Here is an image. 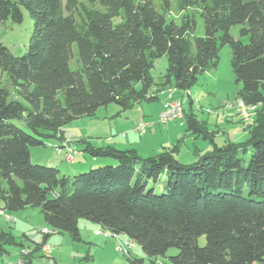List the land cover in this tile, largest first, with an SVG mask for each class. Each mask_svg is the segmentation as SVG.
<instances>
[{
    "label": "trees",
    "instance_id": "16d2710c",
    "mask_svg": "<svg viewBox=\"0 0 264 264\" xmlns=\"http://www.w3.org/2000/svg\"><path fill=\"white\" fill-rule=\"evenodd\" d=\"M176 4L184 14L180 23L168 19L171 0H0V22L21 24L27 12L34 23L23 56L0 44L3 210L38 209L49 229L76 243L82 242L79 221L87 220L125 236L154 264H264V107L247 129L248 140L224 146L186 112L187 132L213 145L191 164L176 157L183 139L148 158L134 149L87 145L90 156L116 165L73 177L33 162L31 148L59 138L72 122L112 104L128 111L155 100L152 70L164 56L168 68L160 91L174 83L184 93L218 68L220 50L229 46L244 106H264V0ZM191 8L203 19V37L196 36ZM236 26L238 39L231 34ZM4 77L20 101L10 99ZM7 239L2 233L1 256ZM172 248L178 253L160 263ZM129 262L145 264L133 257Z\"/></svg>",
    "mask_w": 264,
    "mask_h": 264
},
{
    "label": "rangeland",
    "instance_id": "374dc122",
    "mask_svg": "<svg viewBox=\"0 0 264 264\" xmlns=\"http://www.w3.org/2000/svg\"><path fill=\"white\" fill-rule=\"evenodd\" d=\"M171 3H172V8L168 15V19L174 20L175 22L180 23L181 18L183 17L184 14L179 12L177 8L176 0H171ZM155 4L157 8H160L161 3L159 1H156ZM188 14L197 19L198 26L196 30V36L203 37L205 35V28H204L203 19L200 17L199 12L196 9L191 8L188 11ZM118 22H120L119 19L116 20V23ZM33 27H34L33 20L30 18L27 12H24V19L21 24H13L11 21L0 22V44L6 46L14 56H17V57L23 56L26 53L27 48L29 46L30 38L33 33ZM231 34L234 38L238 39L240 37V26L233 27L231 30ZM231 59H232L231 48L229 46H224L220 50V53H219L218 68L212 69L208 73L200 77L197 85L191 89L194 95L199 90H203L204 92L203 94L204 96L202 97V99H197L199 103L195 104V106L196 105L197 106L196 108H194V112H195L197 119L201 123L206 124L209 133L214 134L213 138L215 140V143L218 146H223L224 144L223 141L227 139L228 137H230L233 140L235 131L239 130V128L234 126L232 123H227L225 120H223L224 118L223 112H220V110L218 109V106L222 102H225L228 99L227 96L229 97V99L231 100L233 104L235 103L237 105V103L239 104L241 102L239 94L242 90V85L237 84L236 82V78L233 73V69L231 65ZM156 65L158 66H157L155 75H159V76L160 74L165 75L167 72V68H168L167 56H164L161 59L157 60ZM76 67H77L76 62H73L72 68L75 69ZM2 83L5 84L9 88L10 99L20 101V98L17 96L15 89L12 88L8 84L7 81H5V77ZM188 93L190 94V91L183 93L186 99L189 98ZM207 93L213 94L214 98H208L209 94ZM173 96L174 98L175 97L178 98L180 97V94L175 88L169 87L163 93H160L158 102L159 103L161 102L163 105H165L168 99L173 98ZM177 102L181 103L183 106V109L185 107L186 112L189 113L190 111L189 102H185L184 105H183L182 100H177ZM232 103H231V109L233 108ZM166 107H167V104H166ZM263 107L264 106L261 105L259 109H262ZM246 108L243 105L242 107L243 113H245L244 110ZM138 112H139V108H135V110L130 113V110L124 111L119 106L112 104V105H109L108 107H103L99 109L96 116L94 117H84L77 121L72 122L71 124L65 126L63 128V131L65 132L66 137H69L71 139L75 137L83 138L82 139L83 141H86L89 145L91 144L94 147H97L99 145H103L105 147H108V146L114 147L115 144L119 145V143L121 144V141H124L123 138H121V136L125 135V133H122V132L127 131L131 127L130 123L134 121V118L135 119L137 118ZM184 114H185V111H184ZM217 114L221 115V121H219V123L216 122ZM160 115L158 116V121L155 122L157 125L158 124L160 125L159 123ZM248 115L251 116L250 113ZM120 116H122V118H120ZM249 116L246 118L244 117L243 119V124L246 129H248L255 121V120L253 121V118ZM182 121L184 122V119H182ZM144 122L147 125V127L149 125H152L150 123H147L146 121ZM184 130H186L187 132V125H186V128L184 126ZM57 135L58 136L61 135V138H62V132H59ZM148 135L145 136L143 141L148 140ZM243 137L244 138L241 139L243 141L241 142H245L246 140H248L247 135ZM181 139H183V142L181 146V154L179 156L180 159L178 158V155L176 157L183 164H191V163H187L188 161L186 158H187L188 153L190 155V152L192 153L193 151H195L196 148H201V146L205 143L211 144L210 141L205 142L202 136L197 137L188 132L186 133V136L182 137ZM82 140H76V141H78V143H81ZM67 142L72 143L74 141L70 139H68L67 141H64L62 143V148L64 144ZM136 142H140L139 137L137 138ZM45 143H46V146L31 148V154L33 155V162L39 165H43V166H51V167L58 166V168L61 170L63 174H67L68 173L67 170L69 169V167L70 168L72 167L71 164L69 163L71 161L68 162V154L66 153L65 149H62V152H63L62 154L58 153L57 147L59 146V140L51 138V139L45 140ZM124 145H125V148H124L125 150H131L130 148L127 149L128 147H126L127 146L126 144ZM59 149L61 148L59 147ZM249 157H250V154L245 156V160L248 161ZM87 158L89 161L93 159V157L90 155ZM143 158H146V157H143ZM100 161H102V163L99 162L101 164L95 165L92 169H97L102 166H106L108 164L105 162L106 161L105 158ZM113 165H116V163L114 162ZM90 170L91 169L87 170L86 172H89ZM14 214L15 213H13L12 215L18 218L16 214L15 215ZM83 223H87V225H95V224L87 220L79 221V229L81 230L80 233H82V236L86 238L85 239L86 242L93 243V241H91L89 237L93 235L94 233V235L96 236H101L103 238L107 237V238L115 240L117 242V247H121L122 245L123 247L127 248L128 240L126 239L125 236L123 235L105 236L104 229L101 227L99 228V226L97 225H95L98 227L97 231L92 233L91 230L86 229L85 227L82 226ZM23 229L24 228L20 226L19 223H16V224L14 222L10 224L6 223L4 220V216L0 213V236L3 233L5 237L8 238L7 243H4V248H6L8 252L12 250L16 251L18 249V246L16 245V243H18V241L23 237L24 235ZM53 233H54L53 231L52 233H50L52 234L51 238H57V241L55 243L53 242L49 243L51 247H53L54 249L53 254L38 257L37 258L38 264H54V260H57L60 262V257H59V254H57V252L58 253L62 252L63 254L62 260L64 264H87L86 257H89V260H90L89 264H130L129 257L131 255L133 258H137V259L144 258L145 264H153L147 258L144 252H142L143 254H139L140 253L139 247H137L134 250L132 249L129 257L121 254L120 248H117V247L115 251H108V252L100 251L97 248H92L91 252L88 253L89 247L87 245L73 242L68 234H59V233L53 234ZM62 236H65L66 240H63ZM9 238L11 240H9ZM205 243H206V238L200 237L199 238L200 246H204ZM96 249L98 251H96ZM177 253H178V250L176 248H172L168 251V253L166 254V257H161L159 260L162 262H166L168 261L169 257L175 256ZM25 254H27V250L22 251V255H25ZM8 259H11L12 261L16 260L14 257H11ZM3 262L4 261H2V257L0 255V264H4Z\"/></svg>",
    "mask_w": 264,
    "mask_h": 264
},
{
    "label": "crops",
    "instance_id": "0c3cea01",
    "mask_svg": "<svg viewBox=\"0 0 264 264\" xmlns=\"http://www.w3.org/2000/svg\"><path fill=\"white\" fill-rule=\"evenodd\" d=\"M157 66L158 65H156V63H155V67L152 70V76L155 79V85L153 86V88L150 91V94L156 95L157 98L153 101H142V102L136 103L133 106V108L130 109V113H131L135 110V108H139L137 118L136 119L134 118V121H132L130 123L131 127L127 131L122 132V133H125V135L121 136V138H123V140H124V141H121L122 145L120 143H119V145L118 144L114 145V148H116L118 150H125L124 144H126L127 145L126 147H128L127 149H129V148L134 149L139 153V155L141 157H146V158L157 156V155L161 154L163 151H165L166 149L173 147L176 143H178L180 141V139L182 137L186 136V133H187L186 130H184V126L186 128V124L183 121H174V122L169 123L168 125H162V126H161V124L157 125L155 123L156 121H158V116L164 111L166 104L168 102L167 101L165 105H163L161 102L160 103L158 102L159 97H160V93H163L167 88L166 89L163 88L164 90L162 89L160 91L161 82H162V80L166 74L165 75L160 74V76L155 75L156 70H157ZM169 87L175 88L174 83ZM178 92L180 94V97H178V98L175 97V99L176 100H182L183 105L185 104V102H189V105H190V111L189 112H192L193 114H195L194 108H196V106H197V105L195 106V104L199 103L197 99H202V97L204 96L203 90L197 91L195 93V95L190 90V98H188V99H186V97L183 95V92H180V91H178ZM207 94H209L208 98H214L213 94H211V93H207ZM227 98L228 99L225 102H222L218 106V109L220 110V112H223V116H224L223 120H225L227 123H232L234 126L238 127L239 130L235 131L233 140L230 137L225 139L223 141L224 142L223 146L226 143H242L241 141H243V140H241V139H243L244 138L243 136H246V135L249 138V131L244 127L243 119H244V117L245 118L248 117L249 116L248 114L250 113L251 116H249V117H252L253 121H254L255 117H256V112L260 108V107L259 108H257V107L246 108L245 107L246 108L244 110L245 113H243L242 107L244 104H243L242 100H240L241 102L239 104L237 103V105H236L235 103L233 104L231 102V100L229 99L228 96H227ZM226 103H232L233 108L232 109H225L224 107H225ZM136 106H138V107H136ZM198 106H199V104H198ZM218 109H216V110H218ZM184 111L186 113L185 107H184ZM243 115H245V116H243ZM120 118H122V116H120ZM143 119H144V121H146L147 123H150L152 125L148 124L149 126L146 127L145 133L143 135L139 134L140 135L139 136L138 133L136 132V127L138 126V123ZM219 121H221V115L217 114V121L216 122L219 123ZM147 135H148V140L143 141L145 136H147ZM138 137L140 139V142H136ZM67 138L76 142V143H78V141H76V140H82L83 139V138H77V137L71 139L69 137H66L65 132L62 130V138H61V135L59 136V138H57L59 140V146L57 147L58 149H59V147L61 149H63L62 143L64 141H67L68 140ZM74 142H72V143L69 142L70 144L73 145L74 150H75V155H74L75 161H74V163L68 161L72 167L71 168L69 167V169L67 170L68 171L67 175H69L71 177L77 175L78 173L85 172L89 169H92L95 165L101 164L102 161H100V160L104 159V158H93L91 161H89L87 158L89 156V154L85 151V147L89 144L83 140L81 141V143H78V144H76ZM97 147H105V146L99 145ZM212 150H213V145H211L209 143L203 144L201 146V148H196L195 151H193L192 153L190 152V155L188 153L187 158H186L188 161L187 163H193L197 160V152L207 153V152H210ZM62 153H60V154H62ZM180 154H181V150L178 153V158H179ZM105 160H106L105 162L108 163L107 165L114 164L113 160H110V159H105ZM99 162H101V163H99ZM2 207L4 208V203L1 201L0 213L4 216V220L6 223H9V224L13 223V222L15 224L19 223V225L24 228L23 229L24 235L18 241V244H17L18 249L16 251L12 250V251L8 252L6 250V248H4L6 250V254L1 256L2 261H4L3 262L4 264H38V261H37L38 257L53 254L54 249H53V247H51V245L49 243L50 242L55 243L57 241V238H51L52 234H50V233H52L53 230L46 227L47 224L44 221V217H42V214L40 213V211L38 209L26 208L23 211L15 213L16 216L18 217V218H16L12 214H11L12 215L11 216L10 213H7L6 211H4ZM9 215L11 217H13V219L15 221H12V222L6 221V216H9ZM95 225H97V224H95ZM95 225H87V223L82 224L83 227L91 230L92 233L97 231V229H98L97 226H99V225H97V226H95ZM100 227L101 226H99V228ZM80 232H81V230H80ZM53 234H56V233H53ZM81 237H82L81 244H85L89 247L88 253L91 252L92 248H97L100 251L108 252V251H115L116 247H117V242L115 240L107 238V237H104V238H106V239H104L101 236L94 235V233H93V235H91L89 237V239L91 241H93L94 244L92 242L91 243L86 242V240H85L86 238H84V236H82V233H81ZM65 238H66L65 236H62L63 240H66ZM127 240L129 241V239H127ZM41 244H44V245L48 246L49 248L51 247L52 253L50 251L47 253H44L43 250L40 252L38 247ZM136 248H137V246L134 249H136ZM23 249L29 251V253H31V255L29 257H23L22 256V251H24ZM97 249H96V251H98ZM139 252H140L139 254H143L142 253L143 251L141 249ZM57 254H59V257H60V262L59 261L58 262L60 264H64V262L62 260V257H63L62 252H59V253L57 252ZM11 257H14L16 260L12 261L11 259H8ZM131 257H132V255L129 258H131ZM86 259H87L86 263L89 264V261H90L89 257H86ZM141 259H144V258H141ZM144 261H145V259H144Z\"/></svg>",
    "mask_w": 264,
    "mask_h": 264
},
{
    "label": "built area",
    "instance_id": "2783aa9c",
    "mask_svg": "<svg viewBox=\"0 0 264 264\" xmlns=\"http://www.w3.org/2000/svg\"><path fill=\"white\" fill-rule=\"evenodd\" d=\"M188 96L190 98V94L188 93ZM225 109H231V103H226ZM174 121H182L180 119L179 110H178V102L177 100L173 98H169L167 102V107H165L164 111L161 113L159 118V123L161 125H168L171 122ZM147 125L145 124L144 120H141L138 123V126L136 127V132L140 135H143L146 131ZM63 149H65L66 153L68 154V161L74 160L75 150L73 145H71L69 142L65 143L63 146ZM58 153H62V149H58ZM9 219V217H7ZM11 220V219H10ZM98 233V232H96ZM130 247H132V244H130ZM121 248V247H117ZM50 252H52V248H47ZM28 255V252H27ZM24 257V256H23Z\"/></svg>",
    "mask_w": 264,
    "mask_h": 264
},
{
    "label": "bare ground",
    "instance_id": "6f19581e",
    "mask_svg": "<svg viewBox=\"0 0 264 264\" xmlns=\"http://www.w3.org/2000/svg\"><path fill=\"white\" fill-rule=\"evenodd\" d=\"M178 110H179V115H180V119L182 120V119H184V109H183V106H182V104L181 103H178ZM7 217H9V219L7 218ZM11 219V220H10ZM6 221H8V222H12V221H15L10 215L9 216H6ZM105 231V230H104ZM104 235L105 236H115V235H113L111 232H109V231H105V233H104ZM130 244H132V247H130ZM136 247V244L134 243V242H132V241H128V244H127V248H125V247H123L122 245H121V248H120V252H121V254H123V255H126V256H130V252L132 251V249H134ZM47 248H49V247H47V246H43V248H42V250H43V252L44 253H47V252H49V250L47 249ZM26 253V252H25Z\"/></svg>",
    "mask_w": 264,
    "mask_h": 264
},
{
    "label": "water",
    "instance_id": "95a60500",
    "mask_svg": "<svg viewBox=\"0 0 264 264\" xmlns=\"http://www.w3.org/2000/svg\"><path fill=\"white\" fill-rule=\"evenodd\" d=\"M75 159L72 161V163H74Z\"/></svg>",
    "mask_w": 264,
    "mask_h": 264
}]
</instances>
